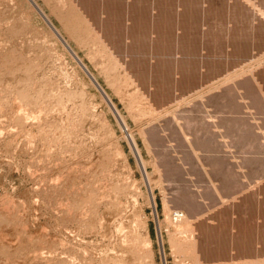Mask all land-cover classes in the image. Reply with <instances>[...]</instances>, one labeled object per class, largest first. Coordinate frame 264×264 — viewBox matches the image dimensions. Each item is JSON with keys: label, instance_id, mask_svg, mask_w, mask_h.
<instances>
[{"label": "rangeland", "instance_id": "1", "mask_svg": "<svg viewBox=\"0 0 264 264\" xmlns=\"http://www.w3.org/2000/svg\"><path fill=\"white\" fill-rule=\"evenodd\" d=\"M72 1L0 0V264H264V0H195L199 40Z\"/></svg>", "mask_w": 264, "mask_h": 264}, {"label": "bare ground", "instance_id": "2", "mask_svg": "<svg viewBox=\"0 0 264 264\" xmlns=\"http://www.w3.org/2000/svg\"><path fill=\"white\" fill-rule=\"evenodd\" d=\"M69 1H72V0H69ZM120 0H111V2H113L114 3V6H116V4L119 2ZM154 1V0H153ZM152 1V2H153ZM159 1V0H158ZM157 1V2H158ZM72 2H74V1H72ZM77 2V1H76ZM94 2V1H93ZM92 0H79V3L81 4H79L80 5V13L82 14L83 13V15H84V19H83V21L85 22V21H87L88 22V20L89 19H87V17L89 18L90 16L91 17H94V18H96L97 16H101V14H102V16H103V14H105V17H109L110 15L112 16V18H113V16H117V15H120L121 16V19L120 20H122L123 19V21H125V23H123V25H124V27L123 26H121V30H124V31H126L124 28H129V24H130V28H131V25L132 24H134V22H139V21H142L143 23H146V22H148L147 23V25H144L145 27H141V28H144V29H146L147 27H151L152 25H154V23L156 24V26H157V28L158 27H160V26H162L161 27V29H157L156 31H157V33H156V35L159 37V38H161V34L163 33V32H165V31H167L168 29H169V31H170V28H172L171 26H175L176 25V27L178 28V27H182V28H180L181 30H184V31H186L187 32V35L188 36H190V37H192V39H195V40H199V39H197L198 37H197V35H198V31L200 30V27H201V23L197 20V15L199 14V8H200V6H201V4L198 2V1H195V0H169L168 2L167 1H165L166 3H167V5L165 6V5H160L159 6V16L160 17H157L158 19H156L155 18V20L153 21V19L152 20H150V19H147V17H148V14L149 13H145V14H143V13H138V14H134L133 12H131L132 11V9H130V7L128 8V6H125V5H122V2H120L119 3V5H118V8H114V6H111L113 3H110L111 5L109 6V4L108 5H104V7L101 9V10H99V11H97V10H95V11H97L96 13H94V11H92L91 9H94V8H92ZM160 2V1H159ZM162 2H164V1H162ZM69 4L71 3V2H68ZM155 3V2H154ZM125 4V3H124ZM199 4H200V6H199ZM71 5H72V3H71ZM71 5H70V7H71ZM79 5H77L78 6V9H79ZM127 5V4H126ZM150 5V4H149ZM154 5V4H153ZM159 5V4H158ZM93 6H95V4L93 5ZM103 6V5H102ZM73 7V6H72ZM71 7V8H72ZM113 7V8H112ZM147 7V6H146ZM145 7V8H146ZM155 7V6H154ZM154 7H152V9H151V11L153 10V12H154ZM74 8H77V7H74ZM156 8V7H155ZM54 9V8H53ZM77 9V10H78ZM157 9V8H156ZM155 9V10H156ZM70 10H73V9H70ZM77 10H74V12L76 13V11ZM141 10V9H140ZM145 10V9H144ZM149 10V9H148ZM235 10V9H234ZM58 12H61V10L59 11V9L57 10ZM91 11H92V13H91ZM143 11V10H142ZM156 11H158V10H156ZM70 12V11H69ZM73 11H71V13H72ZM129 12V13H128ZM138 12V11H137ZM148 12V11H147ZM63 13V12H62ZM61 13V14H62ZM122 13V14H121ZM126 13V14H125ZM152 13V12H151ZM154 13H156V12H154ZM66 14V13H65ZM69 14V13H68ZM110 14V15H109ZM58 16L60 15L59 13L57 14ZM67 15V14H66ZM66 15H64V16H62V17H60L59 16V18H61V20H63L65 17H67ZM80 15V14H79ZM109 15V16H108ZM153 15V14H152ZM156 15H158V14H156ZM73 16H74V18L76 19V17H75V15L73 14ZM81 16V15H80ZM72 17V16H71ZM71 17H70V19H71ZM114 17V18H115ZM152 16L150 15V18H151ZM154 17H155V15H154ZM154 17H152V18H154ZM73 18V19H74ZM93 18V19H94ZM100 18V17H99ZM117 18V17H116ZM120 18V17H119ZM68 19L69 18H67V21H68ZM69 19V20H70ZM110 19H111V17H110ZM109 19V20H110ZM98 20V19H97ZM101 20V19H100ZM105 20V19H104ZM103 20V21H104ZM63 21H65V19L63 20ZM71 21H73L72 19H71ZM71 21H69V23L71 22ZM76 21V20H75ZM81 21V20H80ZM80 21H78V22H80ZM91 21V20H90ZM94 21V20H93ZM92 21V23H94ZM103 21H101L102 23H103ZM106 21V23H107V20H105ZM66 22V21H65ZM74 22V21H73ZM97 21H95V23H96ZM109 22V21H108ZM258 23V25H259V20L257 21ZM261 22V21H260ZM67 23L68 22H66V23H64L65 25V27L67 28V29H73L74 27H72L71 25H67ZM82 23V22H81ZM98 23H99V21H98ZM205 23V22H204ZM212 23V22H211ZM73 24V23H72ZM75 24H76V22H75ZM88 24V23H87ZM141 24V23H140ZM82 25V24H81ZM85 25V24H84ZM83 25V26H84ZM96 25V24H95ZM98 25V24H97ZM96 25V26H97ZM104 25V24H103ZM103 25H102V27H103ZM109 25H111V24H109ZM143 25V24H142ZM141 25V26H142ZM80 26V25H79ZM95 26V27H96ZM106 26V25H105ZM108 26V25H107ZM106 26V28H110V26L109 27H107ZM126 26H128V27H126ZM134 26V25H133ZM89 27V26H88ZM88 27H87V29H88ZM92 27L94 28V26L92 25ZM100 27V26H99ZM99 27H97V28H99ZM122 27H123V29H122ZM77 28V27H76ZM82 28V27H81ZM80 28V29H81ZM85 28V26L83 27V29ZM90 28V27H89ZM101 28V27H100ZM100 28L98 29V30H100ZM104 28V27H103ZM129 28V29H130ZM176 28V29H177ZM206 28V27H205ZM212 28H214L213 26H212ZM77 29H79V28H77ZM79 29V30H80ZM96 29V28H95ZM128 29V30H129ZM139 29V28H138ZM138 29H137V31H138ZM66 30V29H65ZM73 30H75V29H73ZM86 30V29H85ZM97 30V31H98ZM106 30H109V29H106ZM147 30V29H146ZM146 30H145V32H146ZM152 28L151 29H148L147 31L148 32H152ZM203 29H201L200 30V32L202 31ZM205 30V29H204ZM207 30V29H206ZM261 30H263L264 31V25H263V23H261V29H254V31H252L253 32V34L254 33H258L259 34V32L261 31ZM88 31V30H87ZM137 31H133V32H137ZM174 31H176V30H174ZM179 31V30H178ZM210 31H212V30H210ZM76 32V31H75ZM79 32V31H78ZM80 32H81V30H80ZM83 32V31H82ZM123 32V31H122ZM144 32V31H143ZM144 32V33H145ZM200 32H199V34H200ZM252 32L251 33H247L246 34V37H248L247 39H245V43L248 45L249 43H253L254 42V40H250V38H251V34H252ZM97 33V32H96ZM138 33V32H137ZM142 33V32H141ZM168 33H171V32H168ZM175 33V32H174ZM207 33V32H206ZM179 34V33H178ZM185 34V33H184ZM207 34H209V33H207ZM215 34H217V32H216V28L214 29V31H213V33H211L210 35H209V37H211V39L210 38H208L211 42H213L214 41V39L212 40V38H215ZM138 35H140V34H138ZM142 35V34H141ZM144 35V34H143ZM150 35V34H149ZM177 35V34H176ZM180 35H182V34H180ZM256 35V34H255ZM264 36V35H263ZM258 37V36H257ZM132 38H134V37H132ZM180 38H182V36H180ZM184 38V37H183ZM188 38V37H187ZM189 39V38H188ZM191 39V40H192ZM208 39H207V41H208ZM264 39V38H263ZM135 40V39H134ZM183 40V39H182ZM190 40V39H189ZM107 41V40H106ZM206 40L201 44V43H197V45H195L194 46V48H193V52L190 54V55H188V56H190L189 58H192L193 56H195L196 58L198 57H200V55H203V57L205 58V61H204V59L201 61L202 62V69L204 70V73H205V75L207 74L206 72L208 71V69H210V64L208 65V63H210L211 62V60H212V57L211 56H213L214 57V55H215V51H213V49L211 48V50H209V51H206L205 52V50H207V48L210 46H212L213 47V45H212V43L210 42V43H208ZM109 42V41H108ZM182 41H180L179 43H181ZM183 42H186L187 43V41H183ZM193 42V41H192ZM107 43V42H106ZM106 43H105V45H106ZM255 43H257V42H255ZM262 43V42H261ZM172 44V43H171ZM177 44V43H176ZM175 44V45H176ZM192 44V43H191ZM110 45V44H109ZM190 45V44H189ZM189 45H187V47L189 46ZM247 45H245V46H247ZM107 46V45H106ZM183 46V45H182ZM203 46H205V48H203ZM249 46V45H248ZM247 46V47H248ZM160 47V46H159ZM158 47V48H159ZM181 47V46H180ZM192 47H193V45H192ZM184 48H185V45H184ZM189 48V47H188ZM201 48H202V50H201ZM122 49V48H121ZM209 49V48H208ZM243 49V48H242ZM246 48H244V50H245ZM172 50V49H171ZM174 52V51H173ZM176 52V51H175ZM178 54V53H177ZM209 54H210V57H211V60H209ZM172 55H173V53H172ZM182 60V59H181ZM180 60V61H181ZM210 61V62H209ZM208 62V63H207ZM235 62V61H234ZM232 64V63H231ZM222 65V64H221ZM217 66V65H216ZM220 66V65H219ZM221 67V66H220ZM222 69H224V66H223V68ZM217 70V69H216ZM206 71V72H205ZM200 72H202V70L200 69ZM200 74H202V73H200ZM184 224V223H183ZM187 226V225H186ZM196 240V239H195ZM183 241H185V240H183ZM187 241L189 242L188 244H190V245H188L189 247L188 248H193V249H196L195 250V253L193 252V254H194V256H193V261L195 262V264H207L206 263V261L208 260L207 259V257H208V255H209V253L205 250V249H203V248H199L198 247V245H199V242H198V240L197 241H194L193 242V244L192 243H190L191 241H189L188 239H187ZM262 244V243H261ZM195 245L198 247H195ZM184 246H187L186 244L184 245ZM190 246H192V247H190ZM179 247H181L180 245H179ZM135 251V250H134ZM138 253H140V252H138ZM133 255V254H132ZM211 256V255H210ZM130 257H132V256H130ZM200 259V260H199ZM214 261H216V260H214ZM261 264V263H260Z\"/></svg>", "mask_w": 264, "mask_h": 264}, {"label": "water", "instance_id": "3", "mask_svg": "<svg viewBox=\"0 0 264 264\" xmlns=\"http://www.w3.org/2000/svg\"><path fill=\"white\" fill-rule=\"evenodd\" d=\"M200 72V71H199ZM206 72V71H205ZM198 73V72H197ZM200 73H202L203 74V76H204V70H202V72H200ZM197 77H196V79H194L193 81H191V82H189V83H187V84H182L183 86H182V89H185L186 88V85H188V86H192V85H194V84H197V82L199 81V80H201V79H198V75H196ZM141 85H143V86H148L149 84L147 83V82H143V83H140ZM150 86V85H149ZM153 86V85H152ZM173 86H174V84H172L171 86H169L167 89H168V92L166 93H164V95H162V97H163V99H161V100H164V98H168V97H170L172 94H173V92L174 91H178V89H177V87L174 89L173 88ZM175 87V86H174ZM157 90V88L156 87H153L152 88V90L150 91V94H151V96H152V100L153 101H155V97L158 95L159 96V93H157L158 91H156ZM157 93V94H156ZM154 97V98H153ZM159 98H161V95H160V97ZM157 100H158V98H157ZM156 100V101H157Z\"/></svg>", "mask_w": 264, "mask_h": 264}]
</instances>
